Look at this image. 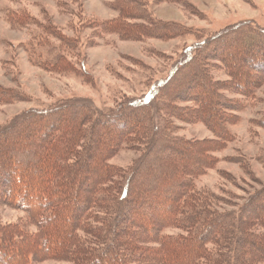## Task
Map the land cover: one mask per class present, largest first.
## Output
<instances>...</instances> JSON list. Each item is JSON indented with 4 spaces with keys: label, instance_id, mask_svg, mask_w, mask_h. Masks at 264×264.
<instances>
[{
    "label": "trees",
    "instance_id": "trees-1",
    "mask_svg": "<svg viewBox=\"0 0 264 264\" xmlns=\"http://www.w3.org/2000/svg\"><path fill=\"white\" fill-rule=\"evenodd\" d=\"M111 7L118 15L93 22L97 30L138 41L189 33L182 23L157 19L145 0H112ZM52 35L68 49L77 47L57 28ZM186 52L152 88L150 101L129 99L98 112L61 100L0 127V206L25 214L0 223V264L264 263V186L237 208L220 209L222 198L194 185L217 163L213 152L230 139L228 125L239 108L221 91L250 97L264 84V28L229 25ZM43 63L55 71L69 64L61 54ZM213 69L228 79H215ZM26 99L0 86V104ZM172 117L201 121L217 139L175 136ZM136 141L147 152L124 177L108 160Z\"/></svg>",
    "mask_w": 264,
    "mask_h": 264
},
{
    "label": "rangeland",
    "instance_id": "rangeland-1",
    "mask_svg": "<svg viewBox=\"0 0 264 264\" xmlns=\"http://www.w3.org/2000/svg\"><path fill=\"white\" fill-rule=\"evenodd\" d=\"M111 1L0 0V86L27 97L0 104V127L27 111L47 108L61 100L87 103L98 112H110L129 99L148 101L152 88L184 61L189 47L229 25L247 21L264 28V0H145L157 19L182 23L189 33L170 40H127L101 32L93 24L118 15ZM52 27L61 37L75 39L77 47L68 49L52 35ZM57 54L64 55L69 63L60 71L43 63ZM212 76L220 81L228 79L218 69L212 70ZM221 92L236 100L239 108L233 111L234 122L228 125L230 139L213 152L217 163L197 177L194 185L197 192L222 198L216 203L218 208L232 209L264 186V84L250 97ZM151 102L157 122L156 101ZM170 119L176 126L172 131L175 136L217 139L201 121ZM97 134L106 136L104 131ZM146 152L141 142L124 143L108 162L125 177ZM157 154L161 155L159 150ZM116 178L123 181L120 176ZM22 218L23 211L0 206V223ZM29 230L34 231L35 226ZM164 232L175 234L180 230L168 228ZM41 264L69 262L47 260Z\"/></svg>",
    "mask_w": 264,
    "mask_h": 264
}]
</instances>
